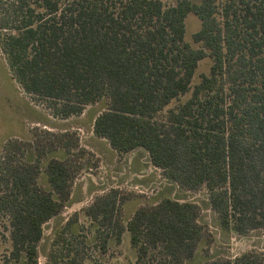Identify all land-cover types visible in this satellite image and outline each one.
Here are the masks:
<instances>
[{
    "label": "trees",
    "instance_id": "obj_1",
    "mask_svg": "<svg viewBox=\"0 0 264 264\" xmlns=\"http://www.w3.org/2000/svg\"><path fill=\"white\" fill-rule=\"evenodd\" d=\"M6 1L0 49L23 91L60 119L99 104L93 135L119 157L144 150L182 194L127 218L131 194L111 187L95 195L81 214L100 252L126 237L134 264H190L203 240L214 241L200 200L186 197L201 190L223 233L260 230L264 239V0ZM190 14L199 27L186 39ZM205 59L207 72L195 79ZM33 135L9 141L0 163L10 241L0 264H38L43 225L68 205L82 168L75 132ZM77 220L74 212L54 231L46 264H92L76 245L60 244L67 232L82 235ZM202 251L197 264H264L256 250Z\"/></svg>",
    "mask_w": 264,
    "mask_h": 264
},
{
    "label": "rangeland",
    "instance_id": "obj_2",
    "mask_svg": "<svg viewBox=\"0 0 264 264\" xmlns=\"http://www.w3.org/2000/svg\"><path fill=\"white\" fill-rule=\"evenodd\" d=\"M5 2L7 3L6 0H0V12L7 7ZM185 25L186 39H190L191 34L199 27V20L190 14L186 17ZM209 64L208 59L199 63L195 79L200 73L207 72ZM98 109L99 104H94L88 106L79 116L66 119L52 116L41 103L23 91L13 79L6 57L0 49V163L6 152L4 148L9 141H30L35 132L43 130L60 132L68 129L75 132L79 139L82 168L73 181L68 205L43 225V235L38 244V264H46L45 254L51 248L54 231L60 230L74 212L78 213L77 222L81 227L80 234L82 235L73 238L67 232L63 235L65 240L61 239V245H67L70 242L76 245V248H80L81 253L87 258L88 263L134 264V251L129 246L126 237H122L119 244L111 241L106 252L99 251L98 240L93 238L92 227L89 226V221L82 216L81 209L90 204L95 195L111 187H117L124 194H131L122 205L123 218L130 216L138 205L151 204L164 194L175 198L182 196L178 190L172 194L173 188L175 191L176 188L161 176L158 169L153 168L146 153V156L141 155L143 163L140 168L134 170L129 165L127 155L119 157L110 149L107 142L93 136L91 123ZM31 151L29 149L28 154ZM32 158H35L34 155ZM137 171L141 172L142 178L138 179L133 175ZM145 172L149 175L144 176ZM44 181L42 173L39 182L44 183ZM186 197L190 200H200L199 220L206 225L207 232L214 238L210 244L207 240L202 241L190 264H197L204 259L203 248H208L213 255L231 257L247 250H256L262 252L264 257V239L260 230H252L246 235L223 233L216 223L215 215L206 204L204 190ZM5 222L6 218L0 214V258L10 249Z\"/></svg>",
    "mask_w": 264,
    "mask_h": 264
},
{
    "label": "crops",
    "instance_id": "obj_3",
    "mask_svg": "<svg viewBox=\"0 0 264 264\" xmlns=\"http://www.w3.org/2000/svg\"><path fill=\"white\" fill-rule=\"evenodd\" d=\"M85 111V110H84ZM84 111L81 113V114H83L84 113ZM80 114V115H81ZM91 133H92V131H91ZM93 134V133H92ZM94 136V135H93ZM94 137H96V136H94ZM96 138H98V137H96ZM99 139H101V138H99ZM111 149V148H110ZM112 151H114L113 149H111ZM114 153H116L115 151H114ZM146 152L144 151V150H142V149H135V150H133V151H130V152H128L127 154H125V155H127L128 157V162H129V165H130V167L132 168V169H134V170H136V169H138V168H140V166L142 165V158H141V155L142 154H144L145 156H146V154H145ZM125 155H123V156H125ZM136 168V169H135ZM153 168L154 169H156L154 166H153ZM159 171V170H158ZM133 175H135V177H137L138 179H139V177H141L142 178V176L143 175H141V172L140 171H137V172H134L133 173ZM146 175H149L148 174V172H145V174H144V176H146ZM131 176V175H130ZM173 185V184H172ZM175 187V186H174ZM176 188V187H175ZM175 192H177V188H176V191L174 190V188H173V192H172V194H175ZM179 192V191H178ZM163 196H171V195H168V194H164Z\"/></svg>",
    "mask_w": 264,
    "mask_h": 264
}]
</instances>
